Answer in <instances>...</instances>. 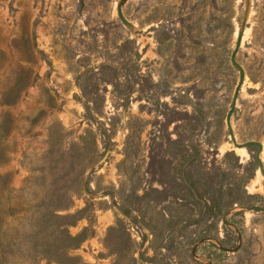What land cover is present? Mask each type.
<instances>
[{"label":"rangeland","instance_id":"rangeland-1","mask_svg":"<svg viewBox=\"0 0 264 264\" xmlns=\"http://www.w3.org/2000/svg\"><path fill=\"white\" fill-rule=\"evenodd\" d=\"M119 2L0 0V264H264V0Z\"/></svg>","mask_w":264,"mask_h":264},{"label":"water","instance_id":"water-1","mask_svg":"<svg viewBox=\"0 0 264 264\" xmlns=\"http://www.w3.org/2000/svg\"><path fill=\"white\" fill-rule=\"evenodd\" d=\"M122 6H123V0H120V2L118 3V6H117V12H118L119 18L122 20L123 23H125L127 25H130V23L128 22V20L125 18L124 14H123ZM246 6H247L246 7V18H247L248 17V14H249V9H250V0H246ZM245 21H244L243 26H242L243 28L246 25V22ZM242 37H243V31L240 30V32L238 34V40H237V43H236V47H235V50H234V52L232 54V61L238 66V68L240 69V72H241L240 82H239V85H238V87L236 89V92H235V95H234V100H233L232 108L235 107V103H236V98H237L238 91H239L240 86L242 85V83L244 81V70L237 63V61L235 59L237 50L240 48V45H241ZM227 124H228L229 130H230V132L232 134V126H231V123H230V114L228 115V118H227Z\"/></svg>","mask_w":264,"mask_h":264}]
</instances>
